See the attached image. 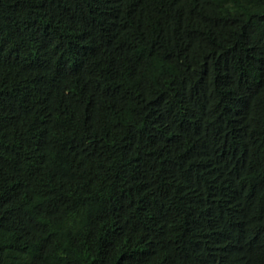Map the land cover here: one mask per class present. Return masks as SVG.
Masks as SVG:
<instances>
[{"label":"trees","instance_id":"1","mask_svg":"<svg viewBox=\"0 0 264 264\" xmlns=\"http://www.w3.org/2000/svg\"><path fill=\"white\" fill-rule=\"evenodd\" d=\"M0 264H264V0H0Z\"/></svg>","mask_w":264,"mask_h":264}]
</instances>
